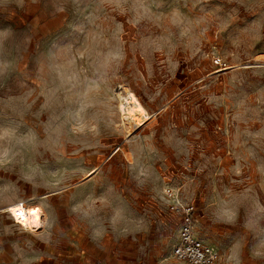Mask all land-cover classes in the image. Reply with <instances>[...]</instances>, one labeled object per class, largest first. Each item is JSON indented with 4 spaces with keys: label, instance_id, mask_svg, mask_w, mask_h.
Returning a JSON list of instances; mask_svg holds the SVG:
<instances>
[{
    "label": "rangeland",
    "instance_id": "374dc122",
    "mask_svg": "<svg viewBox=\"0 0 264 264\" xmlns=\"http://www.w3.org/2000/svg\"><path fill=\"white\" fill-rule=\"evenodd\" d=\"M190 206L264 264V0H0V264H189Z\"/></svg>",
    "mask_w": 264,
    "mask_h": 264
},
{
    "label": "built area",
    "instance_id": "2783aa9c",
    "mask_svg": "<svg viewBox=\"0 0 264 264\" xmlns=\"http://www.w3.org/2000/svg\"><path fill=\"white\" fill-rule=\"evenodd\" d=\"M168 194L171 198L169 190ZM193 209V206L180 209L183 221L173 255L176 259L189 264H218L215 251L194 234Z\"/></svg>",
    "mask_w": 264,
    "mask_h": 264
},
{
    "label": "bare ground",
    "instance_id": "6f19581e",
    "mask_svg": "<svg viewBox=\"0 0 264 264\" xmlns=\"http://www.w3.org/2000/svg\"><path fill=\"white\" fill-rule=\"evenodd\" d=\"M120 109L124 115L136 118L135 120H138L136 124L139 125L142 124V118L148 119L149 117L144 106L132 92H128L124 103L120 105ZM5 212L10 213L13 221L24 230L36 232L43 228L44 216L38 208L25 207L22 203H16L7 207Z\"/></svg>",
    "mask_w": 264,
    "mask_h": 264
},
{
    "label": "crops",
    "instance_id": "0c3cea01",
    "mask_svg": "<svg viewBox=\"0 0 264 264\" xmlns=\"http://www.w3.org/2000/svg\"><path fill=\"white\" fill-rule=\"evenodd\" d=\"M5 212V211H4ZM1 213H3V212H1Z\"/></svg>",
    "mask_w": 264,
    "mask_h": 264
},
{
    "label": "clouds",
    "instance_id": "9594fccd",
    "mask_svg": "<svg viewBox=\"0 0 264 264\" xmlns=\"http://www.w3.org/2000/svg\"><path fill=\"white\" fill-rule=\"evenodd\" d=\"M262 246H264V245H262Z\"/></svg>",
    "mask_w": 264,
    "mask_h": 264
}]
</instances>
